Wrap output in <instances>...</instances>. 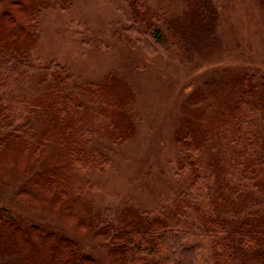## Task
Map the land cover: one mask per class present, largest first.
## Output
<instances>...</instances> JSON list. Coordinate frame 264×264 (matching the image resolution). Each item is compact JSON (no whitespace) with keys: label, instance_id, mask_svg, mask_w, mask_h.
I'll return each mask as SVG.
<instances>
[{"label":"trees","instance_id":"obj_1","mask_svg":"<svg viewBox=\"0 0 264 264\" xmlns=\"http://www.w3.org/2000/svg\"><path fill=\"white\" fill-rule=\"evenodd\" d=\"M72 1L11 0L6 8V2L0 0V190L9 191L32 176L29 187L16 196L30 206L59 211L61 215L57 216L69 226L102 240L112 264H199L202 257L208 264H264L261 68L231 76L223 83V94L217 99L231 123L227 134L232 157L216 155L218 159L205 154L209 140L200 138L202 125L197 122H192L195 129L181 127L184 131L177 134L176 140L184 153L176 173L186 174L187 188L172 204L159 210H141L129 203H125L120 215L111 206L97 209L81 194L91 190L92 185L87 182L80 185L78 192L73 190L63 160L55 162L47 172L36 168L44 152L40 139L48 138L32 120L37 105L26 90V82L35 70L30 51L42 34L43 13L51 8L65 11ZM120 1L136 13L135 18L141 15L138 23L147 25L148 36L143 44L148 53L165 54L169 48H179L181 56L189 59L195 54L212 58L222 48L220 27L226 8L220 0H186L175 13L163 7L153 10L151 0ZM72 75L69 66L56 62L41 68V81L51 95L46 97L50 118L60 125L69 122L67 116L85 111L102 92L115 90L110 80L80 82L70 90ZM115 88L119 91L118 84ZM113 130L121 142L129 140L133 133L131 126H116ZM50 134L63 142L72 167L79 171L109 168L110 160L101 152H84L81 144L65 145L77 142L78 136L58 131ZM24 219L0 204V264H103L61 228Z\"/></svg>","mask_w":264,"mask_h":264},{"label":"rangeland","instance_id":"obj_2","mask_svg":"<svg viewBox=\"0 0 264 264\" xmlns=\"http://www.w3.org/2000/svg\"><path fill=\"white\" fill-rule=\"evenodd\" d=\"M4 1L7 8L11 0ZM185 1L149 3L153 10L163 7L175 13ZM220 2L226 8L220 27L222 48L212 58L191 54L192 59L181 56L183 51L179 48L168 46L165 54L146 52L143 41L148 36L147 25L138 23L141 15L135 18L136 13L120 0H73L65 11L46 10L40 18L42 34L30 51L35 70L26 82L27 93L37 105L33 124L48 138L40 139L44 152L40 153L42 162L36 168L47 172L55 162L63 160L73 190L78 192L81 184L90 183L92 188L83 191V197L97 209L111 206L120 215L125 203L156 211L172 204L186 190V174L176 173L184 153L176 136L183 133V125L194 129L192 122L202 125L198 133L200 138L209 140L205 154L210 158L232 157L227 134L231 123L217 99L223 94V83L234 74L249 68L264 70V0ZM52 62L71 68L70 90L80 82L110 80L119 85V91L114 86V91L110 88L107 93L102 92L85 111L67 116L69 122L60 125L50 118L46 97L51 95L41 81V68ZM116 126L133 127L131 138L121 142L117 133L113 135ZM48 130L78 136L77 142L68 141L65 145L81 144L84 152H101L110 160L109 168L79 171L72 167L63 142H57ZM29 180L32 176L9 191L0 190V204L27 222L41 221L48 227L61 228L86 252L99 257L103 264H112L102 240L69 226L57 216L61 215L59 211L30 206L16 196L29 187ZM199 264L208 262L202 257Z\"/></svg>","mask_w":264,"mask_h":264}]
</instances>
